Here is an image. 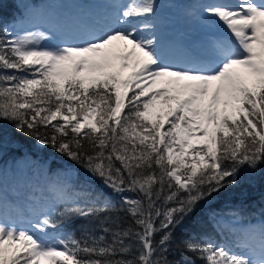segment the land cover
Returning a JSON list of instances; mask_svg holds the SVG:
<instances>
[{"label": "snow or ice", "instance_id": "obj_1", "mask_svg": "<svg viewBox=\"0 0 264 264\" xmlns=\"http://www.w3.org/2000/svg\"><path fill=\"white\" fill-rule=\"evenodd\" d=\"M110 6L116 26L50 45L51 30L0 17V155L19 134L86 173L49 169L20 205L0 171V264H264V213L209 206L229 239L176 238L264 167V0L190 6L188 17L227 35L183 64L158 35L155 0Z\"/></svg>", "mask_w": 264, "mask_h": 264}, {"label": "trees", "instance_id": "obj_2", "mask_svg": "<svg viewBox=\"0 0 264 264\" xmlns=\"http://www.w3.org/2000/svg\"><path fill=\"white\" fill-rule=\"evenodd\" d=\"M55 0H0V17H2L3 23L11 19L12 13L15 10H28L33 5H40L45 7L48 5L55 6ZM15 139L18 141L19 148L15 146H9L6 148L2 155H0V167L8 164L9 159L15 153L26 152L34 156L46 160L47 166L43 165V170L48 174V170H55L56 168H62L64 165H73L79 169L80 173H84L83 169L79 166L72 164L64 157L56 154L51 149H44L42 151H36L34 149L35 141L29 140L26 137L15 135ZM99 186V181H94ZM101 186V185H100ZM106 189V188H105ZM109 190V189H108ZM214 209L225 208H239L245 213L257 219L264 213V167L259 171L252 174L250 177L245 176L244 179L236 186L226 189L220 196L215 197L210 205L204 206L202 211H198L191 219L187 220L180 228L176 230V238L187 236H203L209 235L215 237V240L225 238L222 233L213 231V226L208 222V207ZM76 223L83 224L84 221L77 220ZM79 234V233H78ZM213 234V235H212ZM197 264H201L197 261Z\"/></svg>", "mask_w": 264, "mask_h": 264}, {"label": "rangeland", "instance_id": "obj_3", "mask_svg": "<svg viewBox=\"0 0 264 264\" xmlns=\"http://www.w3.org/2000/svg\"><path fill=\"white\" fill-rule=\"evenodd\" d=\"M197 2H198V0L196 1V3ZM199 2H206V0H199ZM233 2H234V0H233ZM188 6H189V3L186 2L185 5H179L177 7L178 17L175 19L173 18V22L167 23L168 27H170V28L176 27L177 30L180 32H186V33L188 32L190 34L189 36H196L197 39L201 41V45L203 47H206V45H207V43H205L204 41L209 40L207 38V36H205V34H208V33L217 34L220 30H221V34H227L226 30L223 28L222 25L213 24L212 26H209L205 23H202L198 20H195V19L188 17L186 15V11L188 9ZM159 18H160V20H164L165 16L159 15ZM54 22L55 21L52 19V17H49L46 14L35 13V14L27 17L26 20L21 21L20 23H17L16 26L19 25L20 28H30L32 24H37V25H40L41 27H44V29H42V30H51L52 32L55 33V36L53 37L52 40L44 42L47 45L56 44V38H59V37H64V38L70 37L72 39L77 34V32L79 31V30L76 31L71 35H66V36L65 35H59V32L56 29L51 28V25H53ZM155 24L157 25L158 35H160L161 37H163V36L164 37L170 36V38L172 37L170 31H168L167 29L162 30V28L159 27L157 23H155ZM82 27L83 28H80V30L84 29V28H89V25H83ZM172 33H174V32L172 31ZM220 35H217V36H220ZM165 44H166L165 47L167 50L169 44L166 42H165ZM167 51H168L169 57L171 58L172 50H167ZM37 166H38V162L34 159H30L28 157L26 159L24 157H16L12 163L13 173L11 174V181L14 182V180H16V177L19 174L18 170L20 172L24 171V173H25L26 170L28 171L27 168L35 169ZM2 186L4 188V192L6 193V196L9 200L18 196V190L16 192H14L15 186L14 187H12V186L8 187L5 184H3ZM28 201H29V199H28ZM23 205H24V203H23Z\"/></svg>", "mask_w": 264, "mask_h": 264}]
</instances>
